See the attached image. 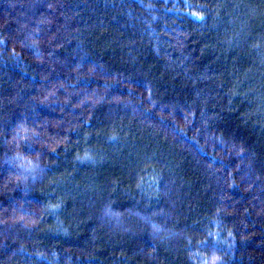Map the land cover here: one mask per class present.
Masks as SVG:
<instances>
[{
    "label": "trees",
    "instance_id": "1",
    "mask_svg": "<svg viewBox=\"0 0 264 264\" xmlns=\"http://www.w3.org/2000/svg\"><path fill=\"white\" fill-rule=\"evenodd\" d=\"M0 264H264V0H0Z\"/></svg>",
    "mask_w": 264,
    "mask_h": 264
}]
</instances>
